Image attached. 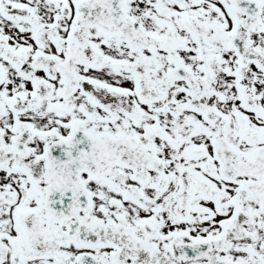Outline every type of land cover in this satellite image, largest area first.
Here are the masks:
<instances>
[{
  "label": "snow or ice",
  "instance_id": "snow-or-ice-1",
  "mask_svg": "<svg viewBox=\"0 0 264 264\" xmlns=\"http://www.w3.org/2000/svg\"><path fill=\"white\" fill-rule=\"evenodd\" d=\"M0 264H264V0H0Z\"/></svg>",
  "mask_w": 264,
  "mask_h": 264
}]
</instances>
